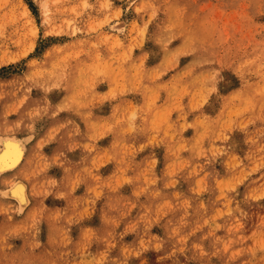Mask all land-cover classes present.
<instances>
[{
	"label": "rangeland",
	"instance_id": "1",
	"mask_svg": "<svg viewBox=\"0 0 264 264\" xmlns=\"http://www.w3.org/2000/svg\"><path fill=\"white\" fill-rule=\"evenodd\" d=\"M6 139L0 264H264V0H0Z\"/></svg>",
	"mask_w": 264,
	"mask_h": 264
},
{
	"label": "bare ground",
	"instance_id": "2",
	"mask_svg": "<svg viewBox=\"0 0 264 264\" xmlns=\"http://www.w3.org/2000/svg\"><path fill=\"white\" fill-rule=\"evenodd\" d=\"M113 28L117 30L115 26ZM1 144L2 147L0 148V169H11L15 167L21 160L22 150H20L21 148L13 139H6Z\"/></svg>",
	"mask_w": 264,
	"mask_h": 264
}]
</instances>
